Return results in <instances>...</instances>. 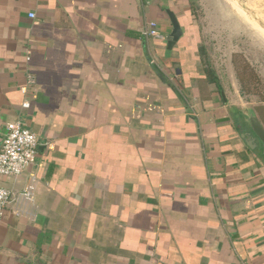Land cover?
<instances>
[{
	"label": "crops",
	"instance_id": "0c3cea01",
	"mask_svg": "<svg viewBox=\"0 0 264 264\" xmlns=\"http://www.w3.org/2000/svg\"><path fill=\"white\" fill-rule=\"evenodd\" d=\"M198 6L0 0V151L10 123L39 140L0 177L35 184L0 222V264H264V153L241 138L264 101L243 99Z\"/></svg>",
	"mask_w": 264,
	"mask_h": 264
},
{
	"label": "rangeland",
	"instance_id": "374dc122",
	"mask_svg": "<svg viewBox=\"0 0 264 264\" xmlns=\"http://www.w3.org/2000/svg\"><path fill=\"white\" fill-rule=\"evenodd\" d=\"M198 1L204 27L213 32L208 44L223 47L237 63L243 99L264 101V30L258 22L264 23V0Z\"/></svg>",
	"mask_w": 264,
	"mask_h": 264
},
{
	"label": "built area",
	"instance_id": "2783aa9c",
	"mask_svg": "<svg viewBox=\"0 0 264 264\" xmlns=\"http://www.w3.org/2000/svg\"><path fill=\"white\" fill-rule=\"evenodd\" d=\"M30 18L34 19L35 15L31 14ZM146 35L153 38H161L155 22L149 23ZM30 83H33L32 79ZM38 155V136L20 121L7 124L2 149L0 151V177L19 178L34 165ZM34 192V182L18 196L11 190L0 187V222L3 221L7 208L17 203L19 197V200H23L24 202H33ZM13 213L20 215L22 209L15 207Z\"/></svg>",
	"mask_w": 264,
	"mask_h": 264
},
{
	"label": "water",
	"instance_id": "95a60500",
	"mask_svg": "<svg viewBox=\"0 0 264 264\" xmlns=\"http://www.w3.org/2000/svg\"><path fill=\"white\" fill-rule=\"evenodd\" d=\"M170 18L173 25V32L168 38V47L169 49H173L182 38L184 32L177 17L170 13ZM258 22L264 30L263 21L259 20ZM243 114L245 129L242 132L241 138L251 150L255 151L260 149L264 153V125L262 121L253 108H249Z\"/></svg>",
	"mask_w": 264,
	"mask_h": 264
}]
</instances>
